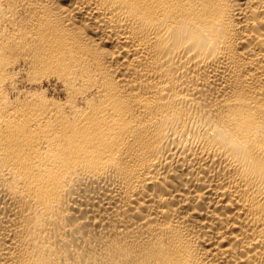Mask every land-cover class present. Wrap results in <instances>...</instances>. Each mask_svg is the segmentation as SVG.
<instances>
[{
  "label": "bare ground",
  "instance_id": "6f19581e",
  "mask_svg": "<svg viewBox=\"0 0 264 264\" xmlns=\"http://www.w3.org/2000/svg\"><path fill=\"white\" fill-rule=\"evenodd\" d=\"M0 264H264V0H0Z\"/></svg>",
  "mask_w": 264,
  "mask_h": 264
}]
</instances>
